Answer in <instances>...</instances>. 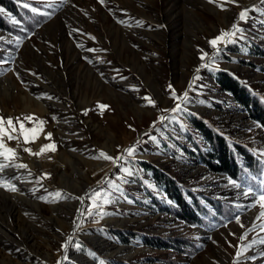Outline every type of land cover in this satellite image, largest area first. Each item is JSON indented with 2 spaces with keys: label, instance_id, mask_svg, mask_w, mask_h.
<instances>
[{
  "label": "rangeland",
  "instance_id": "374dc122",
  "mask_svg": "<svg viewBox=\"0 0 264 264\" xmlns=\"http://www.w3.org/2000/svg\"><path fill=\"white\" fill-rule=\"evenodd\" d=\"M22 2L51 16H43L32 32L20 37L19 44L15 35L0 29L4 37L0 59L9 61L0 65V114L13 118L34 114L47 120L45 131L53 133L58 150L39 158L20 153L32 177L22 169L5 171L6 176L22 179L12 181L19 188L16 193L0 188V264H99L100 260L106 264H232L237 249L230 245L264 237L257 228L246 241L239 240L260 211L259 207H246L251 201L242 192L250 184L237 182L242 187H234L229 184L231 178L208 170L181 146L196 150L188 137L189 131L196 132L186 117V112H192L229 139L247 145L264 163V128L216 80V71H228L264 100V11L250 13V19L241 23L246 39L227 45L214 64L201 68L195 90L189 93L192 102L188 111L173 114L161 111L175 104L169 85L177 94L187 90L197 75L196 68L206 63L199 59L200 49L214 52L208 41L230 27L239 8L226 5L229 10L222 11L208 0H105L104 5L98 0H55L51 7L48 0ZM241 3L251 7L259 0ZM8 68L14 71H5ZM145 96L154 98L156 107L147 105L142 99ZM100 104L108 107L100 109ZM53 115L56 121L51 119ZM162 115L176 118L153 128ZM197 137L203 147H209L199 134ZM48 142L42 135L27 146L38 151ZM134 145L135 156L125 154L119 162L131 169L132 175L110 161L92 158L101 150L116 156ZM10 146L15 147L16 142ZM140 161L170 173L186 188L230 204L229 215L210 219L203 226L181 220ZM43 173H50L51 178L44 179V188H40L34 181ZM25 177L33 183L23 182ZM101 180L118 184L123 193L112 194L114 202L104 206L107 214L103 218L78 217V208L86 213L89 207L87 198L83 204L76 199L45 202L38 198L58 190L72 196H83L93 189L111 192L108 183L98 185ZM253 186L257 189L262 185ZM33 188H39L35 195ZM149 191L163 202L161 207L153 204ZM164 207L171 208L166 211ZM236 215L241 216L245 228L235 223ZM115 230L190 245L156 249L141 237L123 244ZM69 237L73 245L64 251L61 245ZM74 243H81L83 249L75 248ZM257 251L253 248L247 254ZM245 264H264V258Z\"/></svg>",
  "mask_w": 264,
  "mask_h": 264
},
{
  "label": "snow or ice",
  "instance_id": "6c2138e0",
  "mask_svg": "<svg viewBox=\"0 0 264 264\" xmlns=\"http://www.w3.org/2000/svg\"><path fill=\"white\" fill-rule=\"evenodd\" d=\"M55 0H48V7H51L52 3H54ZM62 2L66 3L67 0H62ZM98 3L101 5L105 4V0H98ZM209 4H214L220 10L227 11L229 10L226 5H234L235 7L239 8V12L237 14V19L230 25L228 29H221L219 31V34L215 37L211 38L208 43L211 46L212 49H214V52L209 54L208 52H205L203 49H200L201 55L199 56V59L201 61H206V63H202L199 67L196 68L197 75H194L192 80L189 82L187 90H185L182 94H177L175 89L172 88L171 85H169V89L171 90V98L175 102L174 107L170 109H161L162 112H168V113H181L188 111V106L192 102L189 93L191 91L195 90L196 87V81L200 79L198 73L200 72L201 68H208L212 64L215 63V58L224 50V47H226L229 44H235L241 39H246L245 36V29L242 28L240 25L242 22H246L250 19V13L253 12H259L264 11V0H259V3H253L251 7H248L247 5H244L241 3V0H208ZM23 7L29 8L30 5L28 3H24ZM3 9H0V12H3ZM31 11L34 14L42 15V16H51V13L49 12H41L39 8L31 7ZM111 11V9H110ZM87 15V13H85ZM16 23H19V21H15ZM120 23H123V21H118ZM138 24L142 23L140 21H137ZM159 27H163V25H160ZM73 31H78V29H73ZM94 39V37H93ZM0 40H4L3 36H0ZM16 41L19 44L21 42L20 37H16ZM88 51H96L95 49H87ZM9 61L5 59H0V65L7 64ZM5 71H14V69L8 68L5 69ZM118 71V70H117ZM32 75H36V73H31ZM0 75H3V73H0ZM101 75H103L101 73ZM17 79H20L19 73H16ZM124 79V77H122ZM20 82L23 84L24 81L20 80ZM37 99L44 98L42 96H37ZM48 100H52V96H46ZM143 100L146 101V104L152 107H156V101L154 98L150 96L142 97ZM107 105L100 104V109L107 108ZM87 113V110H85V114ZM175 116H160L158 121H154L152 127L155 128L157 123H163L166 120H173L175 119ZM53 121L57 120V117L53 115L51 117ZM27 124H31V127L26 126ZM47 124V120L39 118L35 116L34 114H28L24 116H17L15 118L8 116L5 117L4 115L0 114V188L16 193L19 191V188L16 186L15 183H13V180H21V176L19 175H12L11 177L5 175V171L7 169H14V170H26L27 176L32 177L33 173L31 169L29 168V165L27 163L22 162V157L20 155L21 152L27 153L30 156L34 157H42L46 156L48 153H55L58 150V144L55 140H53V133L51 131H45V125ZM259 127H264L261 125H258ZM131 127V126H130ZM134 130V129H133ZM43 135L44 139L49 141L48 143H44L39 147L38 151H34L31 147H28L27 145L35 143L37 140L40 139V137ZM145 135H148V133H145ZM151 139H155V137H150ZM12 141L16 142L15 147H11L10 143ZM139 143V141H137ZM75 151V149H73ZM125 154L128 157H134L136 154V147L131 146L123 149V151L116 156L109 155L104 151H100L98 155L93 156V159H102L105 161H110L114 167H120L121 170L126 175H132V170L127 167H122L119 162L124 160ZM264 155V153H262ZM49 160H51V156L47 157ZM51 174L50 173H43L41 175L36 176L34 183L39 185L40 188H44L43 180L44 179H50ZM23 182L33 183L32 180H28L27 177L24 178ZM108 183L109 187L111 188V192H109L107 189L103 190H96L93 189L90 193H86L83 196H72V194L68 193L65 194L61 190H58L54 193H48L47 196H40L38 197L40 200H43L45 202H57L62 199H76L80 201L81 204L85 202V199L87 198L88 201H90L89 207L85 211H82L81 209H77L78 217L84 216L87 214L88 216H99L103 218L104 215L107 213L104 212V206L108 205L112 202H114L110 197L113 193L120 192L121 195L123 194L120 190V186L118 184H115L113 182L107 181V180H101L98 181V185L102 187L103 184ZM229 184L233 185L236 188H241L242 185L237 183L234 179H229ZM261 187L254 189L252 186H248L243 189L242 195L250 199L251 203L248 204L246 207L249 209L259 207L260 211L258 215L255 217V221H262L261 223L257 224L255 221L252 222L251 226L247 228L246 231H244L240 236L239 240L241 242L246 241L248 239V234L250 232L256 231L257 228H259L260 232H264V181H261ZM47 191V189H44ZM33 194L37 191H39V188H33L32 189ZM52 198L49 200V198ZM234 221L236 224H238L242 229L245 228V224L241 221V216L236 215L234 217ZM232 221H229L231 223ZM224 227H227V224L223 225ZM79 227V225H77ZM230 235H235L234 233H230ZM70 245H73V239L72 237H69L62 245L61 248L64 251H67ZM264 245V237H258L253 238L252 240L248 241V243H241L240 245H230L231 247H235L237 250L235 252V255L232 259V264H245L246 261H252L255 262L258 258H264V248H260L259 246ZM74 247L77 249H83V245L81 243H74ZM258 248V251L255 255H248L247 253L250 252L251 249ZM19 251V249H17ZM93 257L96 256L95 252L90 253ZM64 259L67 260V255L64 256ZM57 264H61L60 261H57ZM99 264H106L105 261L100 260Z\"/></svg>",
  "mask_w": 264,
  "mask_h": 264
},
{
  "label": "trees",
  "instance_id": "16d2710c",
  "mask_svg": "<svg viewBox=\"0 0 264 264\" xmlns=\"http://www.w3.org/2000/svg\"><path fill=\"white\" fill-rule=\"evenodd\" d=\"M0 9L4 10L0 12V29L16 37H23L32 32L44 19L42 15L34 14L31 8L23 7L22 0H0ZM216 80L224 91L248 111L252 120L264 126V100L259 95L254 94L247 85L228 71H216ZM186 117L197 132V134L188 132V137L196 144V150L185 145L181 146L193 153L208 170L224 174L237 182H246L250 186L264 181V163L247 145L229 139L210 121L192 112H186ZM198 134L208 144V148L199 143ZM139 164L152 175L155 186L161 189L166 199L172 203L181 220L191 225L203 226L207 225L210 219L219 220L222 216L229 215L230 204L219 202L196 190L184 187L170 173L154 164L145 161H140ZM149 195L153 199V204L161 207L163 202H159L158 196L151 191ZM170 208L162 209L167 211ZM114 234L123 244H129L133 238L141 237L146 245L156 249H171L177 244L178 246L190 245L182 240L135 232L115 230Z\"/></svg>",
  "mask_w": 264,
  "mask_h": 264
},
{
  "label": "bare ground",
  "instance_id": "6f19581e",
  "mask_svg": "<svg viewBox=\"0 0 264 264\" xmlns=\"http://www.w3.org/2000/svg\"><path fill=\"white\" fill-rule=\"evenodd\" d=\"M24 91V90H23ZM23 93V92H22ZM27 94H29L28 92H27ZM36 100V99H35ZM32 102V101H31ZM37 104V103H36ZM39 106H40V109L42 110V112H43V114L44 113H46L47 112V109L43 106V105H41V104H39ZM37 112V111H36Z\"/></svg>",
  "mask_w": 264,
  "mask_h": 264
}]
</instances>
